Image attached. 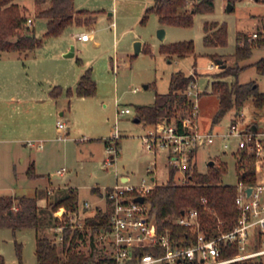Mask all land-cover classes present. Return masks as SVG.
Here are the masks:
<instances>
[{
  "label": "rangeland",
  "instance_id": "obj_1",
  "mask_svg": "<svg viewBox=\"0 0 264 264\" xmlns=\"http://www.w3.org/2000/svg\"><path fill=\"white\" fill-rule=\"evenodd\" d=\"M18 1L25 14L33 19L31 26L35 28L36 36L44 39V43L34 50L1 53L0 69L10 67V72L1 76L0 81L7 79L16 90H20L18 99L11 102L16 111L9 114L3 123L17 127L21 125L10 132L0 130L1 136L17 139L9 143L0 142V194L33 195L36 188L46 189L50 177L55 187H77L80 206L87 199L94 208L96 204L104 205V199L94 194L92 188L113 186L119 182L122 174L130 175V183L137 185L142 183L143 178L152 185V177H156L155 184L166 182L170 175L168 150L158 148L156 154L150 152L142 136L152 125L145 121H134V118L138 105L153 104L156 92L169 90L172 75L179 70L187 75L197 71L194 86L199 94L194 96L198 112L196 124L202 131L215 134L214 142L200 144L197 148L194 159L199 169L206 170L211 160L225 161L228 168L222 177L223 182H238L237 153L234 152L239 139L235 135L228 137L225 134L230 131L235 117L241 118L238 121L240 129L255 123L259 128H264V106L258 107L252 98H248L240 109L234 107L219 121H214L219 96L213 92L212 82L217 79L229 82L255 80L259 89L264 91V73L250 65L238 75L219 77L216 73L222 67L216 63L212 66V60L216 62L217 58L212 59L210 53L219 51L224 54L228 65H236L233 53L237 31L250 29V34L256 30L254 22L264 16V3L238 0L235 9L228 12L227 0H214L213 11L195 14L192 26L169 25L166 43L192 39L195 44L194 53L169 57L161 52L162 43L157 35L158 16L151 13L145 23L141 22L146 8L155 0H75L77 8L95 10L96 21L92 25H70L62 34L49 37L46 36L48 19L36 16L40 7L35 0ZM193 1L190 0L189 9ZM204 19L226 23L228 42L225 46L215 48L204 44ZM82 30L91 34L90 41L82 42L76 38L75 34ZM137 40L145 42L150 49L135 54L134 44ZM71 51L74 54L67 55ZM262 56L264 46L255 48L252 56L239 64L253 63ZM78 57L82 59L81 62L77 60ZM88 66H92V75L97 82L96 94L78 96L74 93L68 97L66 89L75 87L79 70ZM55 85L63 88L59 97L50 94ZM18 106L21 111L17 110ZM122 107H130L131 112L119 115L118 109ZM37 118L43 119V129L34 125ZM58 120L69 126L66 129L69 132L67 139H62L61 134L64 133L56 129ZM117 131L121 134L118 140L120 152L115 162L105 165V160L111 154L105 140ZM30 141L35 146H30ZM8 144L20 150L19 154L15 149V164L3 150V146ZM29 156L36 160L37 171L43 176L33 178L26 175L22 157ZM150 166H155L151 173L148 172ZM62 168H66L63 175L58 173ZM184 179L183 173L178 171L176 180L183 182ZM67 189L55 188L54 192L49 189L52 192L50 199H56ZM79 221L83 223L84 217L76 222ZM54 230L56 228L48 231L51 236ZM16 243L22 244L21 257ZM0 254L8 264H37L35 229L27 227L14 232L8 227L1 228ZM232 264L259 263L240 261Z\"/></svg>",
  "mask_w": 264,
  "mask_h": 264
},
{
  "label": "trees",
  "instance_id": "obj_2",
  "mask_svg": "<svg viewBox=\"0 0 264 264\" xmlns=\"http://www.w3.org/2000/svg\"><path fill=\"white\" fill-rule=\"evenodd\" d=\"M236 4L238 0H228ZM264 3V0H257ZM40 7L36 16L47 18L46 36H58L70 25H83L96 21L95 12L82 8H75V0H35ZM155 0L148 6L141 22L145 23L149 14L155 13L163 25L190 27L194 24V15L211 12L214 0ZM30 17L25 14L18 0H0V54L4 51H29L40 47L44 39L35 34V28L28 23ZM264 25V24H263ZM258 28V37L251 38L246 31L239 30L236 34V48L234 57L236 65H228L216 73L217 76L228 74L238 75L250 65L264 73V56L253 63L240 65L239 62L252 56L255 48L264 46V31ZM204 44L208 47L225 46L228 42V29L225 22L217 20L205 21ZM145 49H150L145 45ZM195 51L194 41L180 40L161 44V52L168 56H186ZM217 58V53L211 54ZM196 82V73L187 75L182 70L173 73L170 88L167 92H156V99L150 105H138L137 117L151 125L159 122H175L183 131V120L190 114L193 101L188 96V88ZM213 92L219 96V106L214 121H219L230 109H240L248 98H252L258 107L264 106V91L259 89L255 80L246 82H229L217 79L212 82ZM63 92L60 85L51 90L54 97ZM69 96H93L97 92V82L92 75V68L88 67L80 76L74 88L66 89ZM257 125V123H255ZM248 125V127H251ZM106 145L108 139L105 140ZM236 171L238 180L252 183L256 180L254 158L246 151L237 152ZM227 162L216 159L214 164H208L207 169L201 171L197 160H190L187 168L186 181L176 180L178 170L170 168V175L166 182L156 183L146 195L150 204L151 216L162 226L172 225L168 219L171 215L181 213L188 207H198L204 228L211 233L217 230L218 220L224 221V229H230L236 223L238 209L235 203L237 194L236 184H227L222 180L227 172ZM29 177H39L34 164L27 169ZM95 189V188H94ZM202 197L207 202H202ZM79 197L75 187H69L65 193L49 201L45 206L38 203L37 195L28 194H0V229L11 228L14 232L21 228L32 227L36 231L37 264H103L111 262L103 257L102 247L98 244L101 232L109 226L110 214L98 208L93 216L85 218L84 227L76 226L68 218L69 213L78 209ZM62 211V215L59 212ZM62 228L59 230V228ZM52 231L53 236L49 234ZM58 232V234H57ZM185 234V232H184ZM87 248V250L85 249ZM16 249L21 257L22 244L16 243ZM0 264H8L0 254Z\"/></svg>",
  "mask_w": 264,
  "mask_h": 264
},
{
  "label": "built area",
  "instance_id": "obj_3",
  "mask_svg": "<svg viewBox=\"0 0 264 264\" xmlns=\"http://www.w3.org/2000/svg\"><path fill=\"white\" fill-rule=\"evenodd\" d=\"M32 22L33 19L29 18L28 23L31 25ZM260 30L264 31V25ZM258 34V30H255L250 37L257 38ZM79 38L89 39V32H82ZM195 84L187 90L194 105L189 116L183 120V131L175 122L162 121L152 125L142 136L150 152L156 154L158 148L168 150L169 167L181 171L185 176L184 181L187 180V168L190 160L195 158L198 146L215 140L214 133L202 131L196 124L198 112L194 96L199 94L194 90ZM130 112V107L118 109V114ZM239 119H233L230 131L225 136L238 137L234 154L244 150L253 156L256 180L252 183L238 180L236 183L238 217L234 226L224 229V221L219 219L217 230L211 233L204 228L198 207H188L177 215L169 216L172 225L162 226L151 216L150 204L146 201L156 177H152V185L147 184L145 178L138 185L119 181L107 188L104 194L106 207L103 210L109 212L110 219L109 227L98 238L103 257L110 258L112 264H232L240 261L264 264V128L240 129ZM58 127L62 131L66 123L58 120ZM120 137L117 131L107 138L111 154L105 160V165L117 160ZM28 144L35 146L31 141ZM154 170L155 166L148 167V172ZM65 171L66 168H62L58 173ZM248 188H251L250 192ZM139 196H144V200H137ZM202 202L206 203L207 198L202 197ZM62 213L59 212L60 215ZM67 216L74 225L84 227L85 222H76L72 213Z\"/></svg>",
  "mask_w": 264,
  "mask_h": 264
},
{
  "label": "crops",
  "instance_id": "obj_4",
  "mask_svg": "<svg viewBox=\"0 0 264 264\" xmlns=\"http://www.w3.org/2000/svg\"><path fill=\"white\" fill-rule=\"evenodd\" d=\"M228 1V0H227ZM255 1H257V0H255ZM258 2V1H257ZM228 3H229V1H228ZM237 3V2H236ZM228 5V4H227ZM150 6V5H149ZM189 6V5H188ZM235 6H236V4H234V7H233V9L231 10V11H233L234 9H235ZM75 8L76 9H82V8H77L76 6H75ZM192 8V7H191ZM85 9H87V8H85ZM88 10H90V9H88ZM226 10H227V7H226ZM91 11H94L95 12V16H96V18H97V15H96V11L95 10H91ZM230 11V12H231ZM212 20H215V19H212ZM211 19H204L203 20V26H204V23H205V21H212ZM158 21H159V19H158ZM218 21V20H217ZM92 23H94V22H92ZM92 23H88V24H83V25H92ZM114 24V23H113ZM254 24L256 25V30L258 29V28H261L262 26H263V24H264V16H261L259 19H257L255 22H254ZM32 25H33V22H32ZM158 27H165L166 28V38H165V40L164 41H161L159 38V40H160V42L161 43H166V39H167V34H168V29H169V25H163V24H161L160 22L158 23V25H157ZM250 29H243L242 31H246V32H248ZM239 31V30H238ZM82 32H87V31H85V30H82V31H79V32H77L76 34H75V36H76V38L78 39V40H81L82 42H88V41H90V39H91V34L89 33V39H87V40H82V39H80L79 38V35L82 33ZM136 38L134 37V40H135ZM145 45H146V43L145 42H143L142 41V51L144 50V47H145ZM219 47H222V46H215V48H219ZM212 53H217V60H216V62H214L213 60H212V63L214 64L213 66H215L216 64L218 65V66H220L218 63H217V61H218V59H222V61H224L225 59L223 58V56H224V54H222L221 52H219V51H216V52H212ZM212 53H210V56H211V54ZM168 56V55H167ZM174 56H177V55H172V56H169V57H174ZM0 57H1V54H0ZM212 57V56H211ZM212 59H214V58H212ZM77 60L79 61V62H81L82 61V59L80 58V57H78L77 58ZM216 63V64H215ZM88 67H91L92 68V66H88ZM88 67H86V68H84L83 70H79V72H78V74L76 75V82H75V85H76V83H77V81L79 80V78H80V76L84 73V71L88 68ZM221 67V66H220ZM10 72V67H6V66H4L2 69H0V77L1 76H4V74H6V73H9ZM197 71H195L194 73H196ZM196 78H197V74H196ZM7 79H4V80H2V81H0V130H2V131H4V130H6V131H8V132H10V131H12V130H15V128H18L21 124H19V126L17 127V126H14V125H10V124H6V125H4V123L3 122H5V120H6V118H7V116L9 115V114H11L14 110H15V108L13 107V105L11 104V102L12 101H15L16 100V98L18 99V97H17V95H18V93H19V91L18 90H16L15 89V87H13V85H12V83H11V81H8ZM75 81V80H74ZM74 85V86H75ZM61 86V85H60ZM148 86V85H147ZM62 87V86H61ZM53 89V88H52ZM51 89V90H52ZM51 90H50V94H51ZM62 94V93H61ZM61 94H60V96H61ZM68 95V94H67ZM51 96H53L52 94H51ZM54 97V96H53ZM57 97H59V96H57ZM68 97H70L69 95H68ZM20 98V97H19ZM17 110H20L21 111V108L18 106L17 107ZM16 111V110H15ZM70 111H72L71 110V108H70ZM61 114H63V112H61ZM126 114V113H125ZM119 115H123V114H119ZM137 117V116H136ZM135 121V120H134ZM3 124V125H2ZM34 125L36 126V127H39L40 129H43V126L45 125L44 124V122H43V119L42 118H37L35 121H34ZM258 126V125H257ZM5 127V128H4ZM69 126L66 124V128L64 129V130H60L59 129V127H58V121H57V127H56V129H57V131L59 132V133H64V134H61V138L62 139H67L68 138V131L66 130L67 128H68ZM63 136V137H62ZM65 137V138H64ZM12 140H17V139H13V138H10V137H3V136H1V134H0V142H4V143H6V142H11ZM31 146V145H30ZM15 149L16 148H14L13 147V145L11 146V145H4L3 146V150L6 152V154H8L12 159L10 160V161H13L12 163L13 164H15V162H14V158H15V156H14V152H15ZM16 152H18L19 154H20V150L19 149H16ZM22 161L25 163V173H26V175H28L27 174V169H28V167L31 165V164H34V168H35V171L37 172V173H39L38 171H37V163H36V160L34 159V158H32V156H29L28 158H26V157H22ZM15 169V168H14ZM207 169V168H206ZM16 171H17V165H16V169H15ZM66 172V171H65ZM16 174H17V172H16ZM39 174H41V173H39ZM60 174V173H59ZM64 174V173H63ZM63 174H61V175H63ZM41 176H43V174H41ZM119 178V177H118ZM49 181H50V183H49V185L48 186H46V189L45 190H42V189H40V188H36V190H35V193L33 194V195H37V197H38V203L41 205V206H45L46 205V203H48L49 201H51V200H54V199H50V196H49V194H52V192H49V189H55V188H69V187H73V186H68V187H55V186H53L52 185V183H51V179H50V177H49ZM119 181H125V182H130V175H128V174H122V175H120V180ZM110 187V186H109ZM109 187H106V188H104V189H102V187H100V186H94L93 188H92V192L94 193V194H96L97 196H99L101 199H104V205H101V204H96V206L94 207V208H92V203L89 201V200H85L84 202H83V205L82 206H80V201H79V204H78V209H77V211L76 212H74V213H72V215L73 216H75V218H76V220H78V219H80L81 217H84V221H83V223L85 222V218L86 217H89V216H93L95 213H96V211H97V209L98 208H102V209H104L105 207H106V200H105V197H104V194H105V191H106V189L107 188H109ZM76 188V190L78 191V197H79V190H78V188L77 187H75ZM95 188V189H94ZM53 192H54V190H53ZM86 203H88V204H86ZM96 203V202H95ZM89 209H91V210H89ZM80 223H82L81 221H79ZM57 234H58V232H57Z\"/></svg>",
  "mask_w": 264,
  "mask_h": 264
},
{
  "label": "water",
  "instance_id": "obj_5",
  "mask_svg": "<svg viewBox=\"0 0 264 264\" xmlns=\"http://www.w3.org/2000/svg\"><path fill=\"white\" fill-rule=\"evenodd\" d=\"M201 0H197V2H200ZM234 7V4L229 2L228 5H227V11L230 12ZM157 35H158V38L161 40V41H164L165 38H166V28L165 27H159L158 28V31H157ZM134 51H135V54H139L141 51H142V41L141 40H137L135 41V44H134ZM74 52L71 51L69 53H67V55H73ZM217 63L222 67L224 68L226 66V63H224L222 61V59H218ZM145 87H147V85H145ZM135 121H140V119L138 117H135L134 118ZM252 129H256L257 128V125L254 124L251 126ZM215 161L214 160H211L210 161V164H214ZM248 191L250 192L251 191V188H248ZM137 200H140V201H143L144 200V196H139L137 197Z\"/></svg>",
  "mask_w": 264,
  "mask_h": 264
}]
</instances>
